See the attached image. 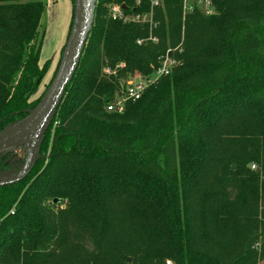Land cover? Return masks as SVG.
Instances as JSON below:
<instances>
[{
    "label": "trees",
    "instance_id": "1",
    "mask_svg": "<svg viewBox=\"0 0 264 264\" xmlns=\"http://www.w3.org/2000/svg\"><path fill=\"white\" fill-rule=\"evenodd\" d=\"M112 1L150 8L97 0L41 159L0 187V264H264V0H214L210 17L161 0L158 42L141 46L148 26L112 21ZM44 9L0 0V131L46 90L32 98L51 66ZM167 50L171 73L107 111L119 80L150 75ZM2 154L1 170L24 163Z\"/></svg>",
    "mask_w": 264,
    "mask_h": 264
},
{
    "label": "water",
    "instance_id": "2",
    "mask_svg": "<svg viewBox=\"0 0 264 264\" xmlns=\"http://www.w3.org/2000/svg\"><path fill=\"white\" fill-rule=\"evenodd\" d=\"M95 7L96 0H74L72 25L48 88L37 104L27 110L26 116L9 123L0 131V154L21 138L35 141L32 153L16 172L0 169V187L23 180L41 159V144L63 99L65 89L79 65L93 25ZM122 7L126 8L124 5ZM57 201L59 200H53L54 203Z\"/></svg>",
    "mask_w": 264,
    "mask_h": 264
},
{
    "label": "built area",
    "instance_id": "3",
    "mask_svg": "<svg viewBox=\"0 0 264 264\" xmlns=\"http://www.w3.org/2000/svg\"><path fill=\"white\" fill-rule=\"evenodd\" d=\"M97 2V0H96ZM141 0H135L134 6H139ZM124 5L126 8H123ZM162 7L161 0H150V8L144 12H135L125 2L112 1L107 5L108 16L112 21H120L123 24H140L148 26V34L136 40V44L141 46L145 43H157L158 37L153 34L158 22L155 19V9ZM181 11L183 16L199 13L203 16L210 17L216 14L217 9L214 0H181ZM177 65V61L171 56V50L158 58L157 66L153 68L150 75L127 74L119 80L120 93H118L112 101H110L106 109L107 111L122 112L127 101L138 100L144 91L154 84L160 77L169 75ZM118 68H125V64L120 63ZM103 72L106 75L115 74V70L105 67ZM252 165V169H254ZM166 264H172L170 260H166Z\"/></svg>",
    "mask_w": 264,
    "mask_h": 264
},
{
    "label": "rangeland",
    "instance_id": "4",
    "mask_svg": "<svg viewBox=\"0 0 264 264\" xmlns=\"http://www.w3.org/2000/svg\"><path fill=\"white\" fill-rule=\"evenodd\" d=\"M70 6L71 0H45V9L40 21V33L42 34V45L39 55L40 65H43L47 60L51 61V59L55 58L60 46H64L66 42L64 34ZM63 39L65 41H63ZM57 65L58 62L53 72L50 66L42 84L32 96L33 99L40 96V94L48 88L49 81L52 80ZM34 146L35 141L29 138H21L18 142L5 150L2 155H5L7 159L10 160L12 168H18L30 156Z\"/></svg>",
    "mask_w": 264,
    "mask_h": 264
},
{
    "label": "crops",
    "instance_id": "5",
    "mask_svg": "<svg viewBox=\"0 0 264 264\" xmlns=\"http://www.w3.org/2000/svg\"><path fill=\"white\" fill-rule=\"evenodd\" d=\"M72 12H73V6H72V1H71V6L69 7V12H68V20H67V23H66V29H65V34H64V37H65V40H66V36L68 34V30H69V25H70V21H71V18H72ZM63 39V41H65ZM64 43V42H62ZM63 48V45L60 46L59 50H58V53H57V56L53 59H51V71L53 72L54 68H55V65L57 64L58 62V59H59V56H60V52Z\"/></svg>",
    "mask_w": 264,
    "mask_h": 264
}]
</instances>
